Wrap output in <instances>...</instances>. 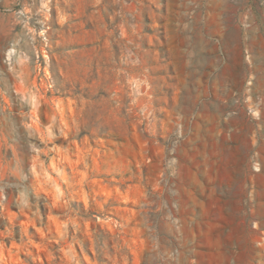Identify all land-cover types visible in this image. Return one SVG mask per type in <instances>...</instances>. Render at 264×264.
Here are the masks:
<instances>
[{
	"label": "rangeland",
	"instance_id": "obj_1",
	"mask_svg": "<svg viewBox=\"0 0 264 264\" xmlns=\"http://www.w3.org/2000/svg\"><path fill=\"white\" fill-rule=\"evenodd\" d=\"M0 86V264H264V0H0Z\"/></svg>",
	"mask_w": 264,
	"mask_h": 264
},
{
	"label": "crops",
	"instance_id": "obj_2",
	"mask_svg": "<svg viewBox=\"0 0 264 264\" xmlns=\"http://www.w3.org/2000/svg\"><path fill=\"white\" fill-rule=\"evenodd\" d=\"M1 91H3V89H2L1 86H0V92H1ZM2 93L4 94V91H3Z\"/></svg>",
	"mask_w": 264,
	"mask_h": 264
},
{
	"label": "built area",
	"instance_id": "obj_3",
	"mask_svg": "<svg viewBox=\"0 0 264 264\" xmlns=\"http://www.w3.org/2000/svg\"><path fill=\"white\" fill-rule=\"evenodd\" d=\"M7 60V59H6ZM2 199L4 200V197H2Z\"/></svg>",
	"mask_w": 264,
	"mask_h": 264
},
{
	"label": "bare ground",
	"instance_id": "obj_4",
	"mask_svg": "<svg viewBox=\"0 0 264 264\" xmlns=\"http://www.w3.org/2000/svg\"><path fill=\"white\" fill-rule=\"evenodd\" d=\"M224 155V154H223Z\"/></svg>",
	"mask_w": 264,
	"mask_h": 264
}]
</instances>
